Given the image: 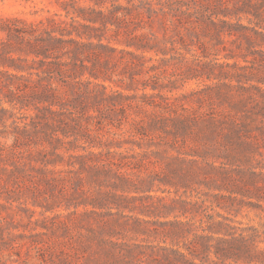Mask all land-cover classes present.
I'll use <instances>...</instances> for the list:
<instances>
[{"label":"trees","instance_id":"1","mask_svg":"<svg viewBox=\"0 0 264 264\" xmlns=\"http://www.w3.org/2000/svg\"><path fill=\"white\" fill-rule=\"evenodd\" d=\"M125 1L58 0V13L6 19L0 28V67L15 71L0 69L9 79L0 88L11 103L21 91V103L47 104L27 121L0 114V175L42 208L36 223L44 232L30 244L40 250L52 234L105 255L83 257L85 264H264V221L237 219L244 208L264 212V0ZM114 53L130 55L134 75L147 79L133 77L128 93L108 95L97 82L91 91ZM191 80L202 82L175 92ZM171 188L203 195L164 203L151 194ZM137 212H179L199 223L177 219L151 230ZM125 230L184 239L187 252L114 240ZM17 237L0 221V264ZM48 260L42 264L83 261L67 252Z\"/></svg>","mask_w":264,"mask_h":264},{"label":"rangeland","instance_id":"2","mask_svg":"<svg viewBox=\"0 0 264 264\" xmlns=\"http://www.w3.org/2000/svg\"><path fill=\"white\" fill-rule=\"evenodd\" d=\"M125 3V0H121ZM59 3L58 0H0V28L2 23L6 19H23L29 22L37 21L45 16L58 13L59 12ZM7 41L6 33L0 29V47L3 42ZM113 45L118 48H124V45L117 44L113 42ZM14 57H25L24 54L21 53H12ZM149 56L155 54H148ZM130 55L126 53H114V58H110V64L108 69L106 70V77L101 78L99 80H93L94 82L89 85L91 91L96 92L97 87L95 86V82L105 84L107 90L105 91L106 94L111 95L113 92H126L127 90L124 89L123 86L129 84L133 77H136L137 80H146L147 75L144 72H137V75H134L137 71L134 65H130L128 62L130 61ZM153 62H148V65L152 64ZM198 63V60L195 61ZM88 65H91L90 62H87ZM2 70H9V68L0 67ZM103 69V68H102ZM165 72H171V68L165 67ZM11 73L15 72L13 69L9 70ZM0 78L3 80L4 84L6 85L9 82V79H5L3 75L0 73ZM90 78V75L87 73L86 76L83 77V80H87ZM201 80H191V81H180L178 84L180 88L175 92H183L192 87H196L200 84ZM5 85H1L2 90H0V114H2L1 109L5 108L9 111H14L16 114V119L19 122L27 121L28 115L35 114L39 112L40 109L44 108L47 104L38 103L37 101H27L25 103H21L19 98L23 92L17 95L18 97H13V102H9L12 97L8 96L7 88ZM102 89V88H101ZM103 90V89H102ZM24 106L21 109V106ZM54 109H58L54 107ZM82 117L85 116L80 114ZM12 119L9 121L8 126L11 125ZM98 124L102 123L103 120L100 118L94 119ZM4 127H1L0 130H3ZM12 141H9L8 144L11 145ZM81 145L88 146L84 141L80 142ZM97 150V149H95ZM13 181H9L4 175H0V204H3V211L0 215V221L3 224L7 225L13 233L17 234L16 243H12L13 246L10 249L9 255L2 260L3 264H42L43 259H51L54 258L55 260H59L60 257L65 255L67 252L71 257L78 256L79 259L83 260L90 255L93 259L95 256H99L101 259H105V255L96 250L93 252L92 249H88L87 253H83L80 248L81 244L77 243L76 240L72 239H65L66 241L62 243L61 241L56 240L57 238L50 234L49 236H43V241H45V245L39 250L34 249L35 246L30 244L31 240L34 239V235L38 234L39 232H44V229L41 225H37L36 221H39L43 218L41 215L42 208L32 206V199L31 196L28 197V193L22 189L17 188L18 186L13 185ZM165 189V187H163ZM167 190L169 188H166ZM172 193H168L167 191L163 193L161 190H155L151 194L155 196H165L164 203L171 202L172 197L174 198H181V199H195L202 196L203 192L201 190H188L187 192L182 189L179 193H175L174 189L171 188ZM187 193V194H186ZM204 197V196H203ZM14 198H18V201H13ZM13 202V208L10 206V203ZM155 202L159 204V200L156 198ZM139 204V202H138ZM28 207L31 210L30 212L24 211L25 208ZM36 210V211H35ZM82 210V209H81ZM17 211V213H14ZM58 212H66L65 210L58 208ZM135 215L148 220V224H144L146 228L154 230L155 228H160L157 222H165V221H172V220H190L192 222L199 223V216L198 217H185L181 216L179 212L176 214H172L168 218L163 217H148L144 216L142 213H136ZM238 220L243 221V223L247 224H256L258 225L259 222L264 221V212L254 210L252 208H244L240 215L237 217ZM41 224V221H39ZM80 230V229H79ZM82 234H88V230L82 228L80 230ZM74 234H77V229L74 231ZM33 237V238H32ZM56 238V239H54ZM114 240L118 242H122L125 244L130 245H141L145 246L147 252H152L153 247L155 249L160 247H174L179 248L183 252H187L185 249V241L184 239L180 240L179 243H172L170 240H166L163 236L155 233L150 234H137L134 235L131 231L125 230L119 233V237L114 238ZM14 247V249H13ZM191 257V256H189ZM192 258V257H191ZM152 259L151 256L146 255L145 260L146 262ZM49 261V260H48ZM199 262V260H197ZM78 264H85V260ZM90 264H94L91 263Z\"/></svg>","mask_w":264,"mask_h":264}]
</instances>
